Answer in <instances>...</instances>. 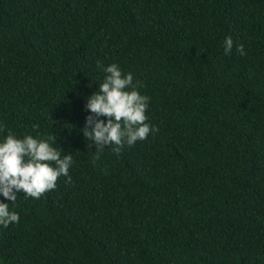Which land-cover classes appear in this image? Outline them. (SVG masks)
<instances>
[{"label":"trees","instance_id":"obj_1","mask_svg":"<svg viewBox=\"0 0 264 264\" xmlns=\"http://www.w3.org/2000/svg\"><path fill=\"white\" fill-rule=\"evenodd\" d=\"M98 60L157 131L97 157ZM0 125L72 154L71 181L9 203L0 264H264V0H0Z\"/></svg>","mask_w":264,"mask_h":264},{"label":"clouds","instance_id":"obj_2","mask_svg":"<svg viewBox=\"0 0 264 264\" xmlns=\"http://www.w3.org/2000/svg\"><path fill=\"white\" fill-rule=\"evenodd\" d=\"M233 43L231 36L225 37V54L232 51ZM236 50L245 54L243 44H236ZM97 67L105 76L99 82L98 90L86 98L87 115L81 131L98 157L109 145L113 146V151L119 152V146H131L146 139L157 128L147 122L146 109L150 98L139 91L142 85L134 81L133 74L122 72L116 63L105 66L98 60ZM54 141L53 135L17 136L10 130L0 137V197L6 198L0 199V226L19 222V213L9 208V203L17 200V193L38 198L46 190L56 187L58 177L64 176L71 181L72 154L62 155L61 148L55 146Z\"/></svg>","mask_w":264,"mask_h":264}]
</instances>
